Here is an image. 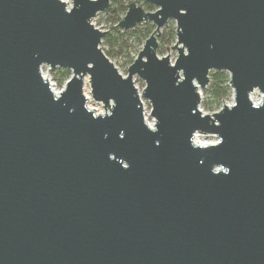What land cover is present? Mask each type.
<instances>
[{"label": "water", "instance_id": "1", "mask_svg": "<svg viewBox=\"0 0 264 264\" xmlns=\"http://www.w3.org/2000/svg\"><path fill=\"white\" fill-rule=\"evenodd\" d=\"M111 1L0 0V264H264V0L129 4L118 28L155 30L125 78L91 24ZM43 66L71 73L59 94ZM211 72L233 103L210 116Z\"/></svg>", "mask_w": 264, "mask_h": 264}, {"label": "rangeland", "instance_id": "2", "mask_svg": "<svg viewBox=\"0 0 264 264\" xmlns=\"http://www.w3.org/2000/svg\"><path fill=\"white\" fill-rule=\"evenodd\" d=\"M61 1L67 4L69 9L72 7V0ZM131 3L136 4L146 13L154 12L156 10V8L152 6V10H149L146 6L147 3H145L144 0H113L109 3V11L107 14L98 13L96 17L91 20V24L96 29L104 33L100 49L109 59V61L114 65L118 73L124 78L127 76L128 68L132 65L139 52L142 50L145 41L155 30V26L151 22L147 24L141 23L135 28L128 31L118 28L117 25L125 17L127 12V9H125V7H128V5ZM175 31V21L169 20L161 29L160 37L157 38V56L159 58L168 57L172 64L177 57L176 51L172 50V47L176 42ZM173 33L174 40H172L171 44L167 46L165 42L161 40V37L163 35H171ZM59 70L61 69H54L51 71L47 66H43L41 68V74L49 80L50 84L52 85L53 91L57 94H59L63 90L66 82L68 81H65L61 85L58 84V81L55 77L57 76ZM133 82L142 102L145 122L150 127H152L154 122L150 117L151 107L149 102L142 96V92L145 88V83L137 76H134ZM83 93L85 98L88 100L87 108L89 110H91L95 115H104L106 113L101 104L96 103L92 100L88 82L86 86H84ZM200 96V110L203 112V114L210 116L219 112L224 105H230L233 103V92L231 89L228 91V96L221 101H218L213 97L209 85L204 90L200 91ZM263 98L264 96L259 94V92H254L251 95V101L254 104H259L263 100ZM196 136L197 138H194V143L197 142L199 145H213L218 142V139L213 136H206L203 134H196Z\"/></svg>", "mask_w": 264, "mask_h": 264}, {"label": "trees", "instance_id": "3", "mask_svg": "<svg viewBox=\"0 0 264 264\" xmlns=\"http://www.w3.org/2000/svg\"><path fill=\"white\" fill-rule=\"evenodd\" d=\"M149 10H152V7L146 4ZM127 9V7H125ZM161 40L169 46L174 40V33L171 35H163ZM58 81V84L61 85L65 81L69 80L70 72L65 70H59L57 76L55 77ZM209 86L212 92V95L218 101L225 99L228 96L229 87V75L224 72H211L209 74Z\"/></svg>", "mask_w": 264, "mask_h": 264}, {"label": "bare ground", "instance_id": "4", "mask_svg": "<svg viewBox=\"0 0 264 264\" xmlns=\"http://www.w3.org/2000/svg\"><path fill=\"white\" fill-rule=\"evenodd\" d=\"M42 77H43V79L45 80V81H48L49 82V80L45 77V76H43L42 75ZM87 82H88V78H86L85 80H84V86H86V84H87ZM89 83V82H88ZM51 87H52V85H51ZM56 95H57V93H56ZM252 95V94H251ZM251 95H250V100H251ZM256 105L258 104V103H255ZM231 105V104H230ZM230 105H228V106H230ZM148 125V124H147ZM149 126V125H148ZM150 127V126H149ZM194 138L196 139L197 138V136L195 135L194 136ZM195 144L196 145H199L197 142H195Z\"/></svg>", "mask_w": 264, "mask_h": 264}]
</instances>
